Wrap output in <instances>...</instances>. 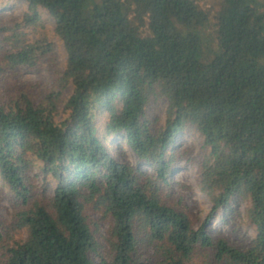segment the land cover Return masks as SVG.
I'll return each mask as SVG.
<instances>
[{
  "label": "trees",
  "instance_id": "obj_1",
  "mask_svg": "<svg viewBox=\"0 0 264 264\" xmlns=\"http://www.w3.org/2000/svg\"><path fill=\"white\" fill-rule=\"evenodd\" d=\"M216 1L212 47L195 0H26L0 26V83L52 54L51 36L66 52L38 101L0 88V264H264V0ZM157 100L162 124L147 113ZM188 129L203 137L197 186L214 209L247 204L250 240L193 226L173 176ZM121 133L135 164L105 143Z\"/></svg>",
  "mask_w": 264,
  "mask_h": 264
},
{
  "label": "rangeland",
  "instance_id": "obj_2",
  "mask_svg": "<svg viewBox=\"0 0 264 264\" xmlns=\"http://www.w3.org/2000/svg\"><path fill=\"white\" fill-rule=\"evenodd\" d=\"M198 6L208 12L209 20L202 29V36L205 44L212 47V37L214 33V16L216 15L218 2L216 0H195ZM28 4L26 0H0V26H7L15 18L20 17L26 10ZM46 24L50 31L54 27L53 19L43 12ZM54 43L52 54L42 58L36 66L32 68H19L10 72L4 82L0 83V88L6 85H13L30 92L35 101L43 97L55 85V74L64 68L66 52L62 42L55 36H51ZM206 47V46H205ZM205 47H202L203 56H206ZM70 90H68V93ZM1 93V92H0ZM59 106H63L60 101ZM147 113L158 119L162 124L166 118V103L161 100L151 101L147 106ZM106 113L103 111L96 116L97 132L100 135ZM203 137L196 129H188L186 132L177 134L175 138V148L180 149L183 157L180 158L173 172L174 179L178 183L179 194L182 196L183 204L187 206L191 214L194 227L206 223V228L216 237H224L229 242L241 244L250 240L254 234V228L249 224L245 215V202L234 206V209L213 208L211 199L203 193L196 184L197 160L200 156ZM110 153L119 160H126L131 164L137 162L135 155L126 143L124 133L108 137L105 141ZM143 169L152 170L150 166L143 164ZM51 184H54L51 181ZM5 186L0 185V219L5 226L11 219V197L7 194ZM91 213V212H90ZM92 216L98 220L100 231L106 234L108 228V217H102L100 213H93ZM0 223V226L2 225ZM14 238L22 237L23 232L14 233ZM209 253L203 257V263L209 260Z\"/></svg>",
  "mask_w": 264,
  "mask_h": 264
}]
</instances>
